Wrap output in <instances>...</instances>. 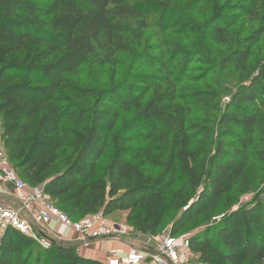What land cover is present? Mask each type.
<instances>
[{"label":"trees","instance_id":"obj_1","mask_svg":"<svg viewBox=\"0 0 264 264\" xmlns=\"http://www.w3.org/2000/svg\"><path fill=\"white\" fill-rule=\"evenodd\" d=\"M131 1L0 0L5 155L28 186L42 187L74 222L119 210L135 233L156 236L169 214H179L170 233L180 236L203 216L189 238L200 263L264 264V60L246 63L261 37L264 49V0H254L249 13L259 26L248 36L233 35L231 24L211 28L226 49L216 63L207 50L186 58L185 67L197 61L221 74L233 67L241 79L222 107L214 92L195 93L205 107L199 120L169 71L171 55H137L162 76L132 72L103 90L80 84L85 64L114 69L116 55L130 53L119 33L142 17ZM137 140L146 144L133 146ZM238 202L214 218L219 207ZM89 262L68 243L44 250L11 227L0 237V264Z\"/></svg>","mask_w":264,"mask_h":264},{"label":"rangeland","instance_id":"obj_2","mask_svg":"<svg viewBox=\"0 0 264 264\" xmlns=\"http://www.w3.org/2000/svg\"><path fill=\"white\" fill-rule=\"evenodd\" d=\"M131 3L135 4L142 13V17L138 20L124 22L119 33L128 43L130 53L117 54V63L114 69L107 67L99 70L85 64L78 72L80 84H83L84 87L93 85L97 90H103L113 84L122 83L125 76L132 72L145 71L148 74L162 76L164 71L159 70L158 67L142 66V56L138 58L137 55L141 52L153 57L163 55L168 58L171 55L174 57V63L169 71L172 72V77H175V80H180L177 88L182 94V98L187 99L192 108V120H199L205 115V107L197 104L191 98L197 92H214L218 95L215 104L222 107L228 94L240 85L241 79L237 71L233 67H229L221 74L217 72L214 65L209 66L195 61L185 67V61L189 55L195 57L198 52L207 50L208 60L216 63L221 54L226 52L223 44L217 40L211 29L214 25L224 27L231 24L230 32L235 35L243 30V37L248 36L250 29L258 28V21H253L249 13L256 6L254 0H132ZM175 50L177 51L173 53ZM176 54L180 55L176 56ZM255 60H264L262 37L250 47V57L246 63L249 65ZM124 119L125 115L121 114L120 122ZM145 144V142L137 140L133 146ZM251 149L255 148L251 147ZM157 173L158 169H154V174ZM251 196L252 194L244 197L251 198ZM239 202L235 206L227 204L229 208L227 210L219 207L214 218L223 217L225 215L223 212L234 211ZM0 205L6 208L2 203ZM19 206L20 202L17 207ZM23 214L31 220L26 212ZM127 214V212L118 210L108 218L124 226L129 233L128 239L134 240L139 234L135 233L126 222ZM178 216L179 214H169L156 235L169 232L174 220L179 218ZM202 221L203 216L194 217L179 232L183 233L181 235L190 234L191 228ZM214 221L212 219L211 224ZM2 227L1 225L0 237L4 231ZM87 252L89 253L85 249L79 254L75 253L82 256L83 259L91 261L87 264H102L101 261L105 259L99 253H95L93 257L89 256Z\"/></svg>","mask_w":264,"mask_h":264},{"label":"built area","instance_id":"obj_3","mask_svg":"<svg viewBox=\"0 0 264 264\" xmlns=\"http://www.w3.org/2000/svg\"><path fill=\"white\" fill-rule=\"evenodd\" d=\"M0 182L21 193L18 208H3L0 205V226L2 225L4 230L6 227H11L34 240L44 250H49L53 241L68 244L75 242L74 250L79 254L80 251L87 249L91 242L120 241L129 236L124 226L110 220L101 211L85 219L72 221L46 197L42 187H30L18 176L1 145ZM249 199L244 197L242 201L248 202ZM24 212L34 224L42 227L54 222L62 226L64 233L61 236L57 235L54 239L37 234L24 216ZM67 232L71 233L74 238H68ZM145 237L147 243L145 250L130 253L125 256L124 260H120L109 251L103 264H202L190 252V234L172 236L169 231L161 235Z\"/></svg>","mask_w":264,"mask_h":264},{"label":"crops","instance_id":"obj_4","mask_svg":"<svg viewBox=\"0 0 264 264\" xmlns=\"http://www.w3.org/2000/svg\"><path fill=\"white\" fill-rule=\"evenodd\" d=\"M1 195L3 197H0V203H2L6 207L18 208L17 206L19 198L21 197L20 192L14 190L11 186L2 185V183L0 182V196ZM26 219L29 221V223L32 224L33 229L37 234L43 235L48 239H54L57 235L61 236V234L64 233V229L62 228V226L54 222L50 223L47 226L41 227L32 223L28 217H26ZM66 235L70 239L74 238L69 232H67ZM75 244V242L71 243L72 246H75ZM146 246V237L145 235H141L140 237H136L134 240L125 238L121 239L120 241H110L105 243L101 241L91 242L86 251H89V253L87 252L89 256H93L95 253H99L101 256L105 257V259L108 252L110 251L113 252L120 260H124L126 255L133 252L145 250ZM101 262L103 263V260Z\"/></svg>","mask_w":264,"mask_h":264},{"label":"water","instance_id":"obj_5","mask_svg":"<svg viewBox=\"0 0 264 264\" xmlns=\"http://www.w3.org/2000/svg\"><path fill=\"white\" fill-rule=\"evenodd\" d=\"M192 204H193V202H192L188 207H186V208L184 209V211L188 210L189 207H190ZM6 228H7V227H6Z\"/></svg>","mask_w":264,"mask_h":264}]
</instances>
